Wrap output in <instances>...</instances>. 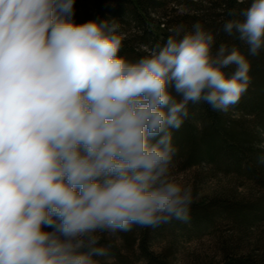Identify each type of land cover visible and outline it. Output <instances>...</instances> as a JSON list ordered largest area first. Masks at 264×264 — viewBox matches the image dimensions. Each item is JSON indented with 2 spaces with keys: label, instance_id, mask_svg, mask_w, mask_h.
I'll return each instance as SVG.
<instances>
[{
  "label": "clouds",
  "instance_id": "1",
  "mask_svg": "<svg viewBox=\"0 0 264 264\" xmlns=\"http://www.w3.org/2000/svg\"><path fill=\"white\" fill-rule=\"evenodd\" d=\"M74 3L0 0V264H99L103 234L188 223L173 133L190 104L228 113L250 86L248 56L200 22L132 61L119 24H77ZM228 15L260 55L264 0Z\"/></svg>",
  "mask_w": 264,
  "mask_h": 264
},
{
  "label": "trees",
  "instance_id": "2",
  "mask_svg": "<svg viewBox=\"0 0 264 264\" xmlns=\"http://www.w3.org/2000/svg\"><path fill=\"white\" fill-rule=\"evenodd\" d=\"M177 1L188 6L191 14L174 15L171 19L166 13L160 15L159 9L166 0H75L72 19L77 24L88 21L119 24V32L124 36L120 55L132 61L144 54L145 46L150 48L164 42L170 34L169 28L183 24L190 30L196 22L216 34V46L220 43L236 45L248 56L251 82L240 102L228 113L214 111L203 102L190 104L189 117L173 133V143L178 149L174 162L181 170L206 166L216 174L250 184L263 193V198L254 202L215 199L193 203L190 221L184 223L180 232L185 237L201 236L219 219H226L239 232H245L264 223V50L255 57L248 55L247 46L225 34L222 27L233 18L228 15L229 10L238 13L250 0L244 3L237 0ZM225 71L231 75L232 69ZM175 224L172 221L169 228ZM166 228L167 224L155 229L134 226L131 231L117 233L112 239L104 237L100 244L108 248V255L95 259L104 264L112 258L117 264H130L129 258L136 257L144 264H172L152 250L153 242L165 235ZM256 246L253 251H233L221 264H264V241ZM123 250L128 255H123Z\"/></svg>",
  "mask_w": 264,
  "mask_h": 264
},
{
  "label": "rangeland",
  "instance_id": "3",
  "mask_svg": "<svg viewBox=\"0 0 264 264\" xmlns=\"http://www.w3.org/2000/svg\"><path fill=\"white\" fill-rule=\"evenodd\" d=\"M190 12L188 6L177 0H166L159 9L160 15L166 13L170 19L174 15H186ZM170 19L167 18V20ZM172 172L176 179L192 186L193 203L208 202L215 199L254 202L263 198V193L250 184L238 182L234 178L222 174H216L206 166L181 170L174 162ZM173 221L176 222L174 227L169 228L172 221L167 223L165 235L155 240L152 247L153 251L164 256L172 264H221L227 255L234 253L233 251H253L257 248L258 242L264 241V223L245 232H239L228 220L219 219L211 230L201 236L185 237L180 232L184 223L177 220ZM112 236L115 235L103 234L101 240L104 237L112 239ZM120 244L121 241H119V246H121ZM136 249L138 248L136 247ZM122 253L128 255L125 250ZM128 261L130 264H144L136 257L129 258ZM99 264H104V262L99 261ZM105 264H117V262L112 258L108 259Z\"/></svg>",
  "mask_w": 264,
  "mask_h": 264
}]
</instances>
